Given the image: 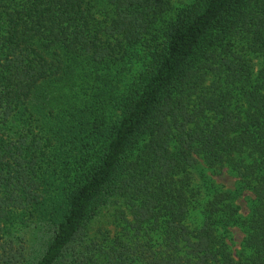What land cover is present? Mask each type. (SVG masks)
<instances>
[{"label": "trees", "instance_id": "16d2710c", "mask_svg": "<svg viewBox=\"0 0 264 264\" xmlns=\"http://www.w3.org/2000/svg\"><path fill=\"white\" fill-rule=\"evenodd\" d=\"M31 228L34 264H264V0H0V264Z\"/></svg>", "mask_w": 264, "mask_h": 264}, {"label": "rangeland", "instance_id": "374dc122", "mask_svg": "<svg viewBox=\"0 0 264 264\" xmlns=\"http://www.w3.org/2000/svg\"><path fill=\"white\" fill-rule=\"evenodd\" d=\"M185 1H189V0H185ZM175 3L180 4V0H175ZM200 165L207 167L204 165L202 161ZM207 173L209 174L211 179H213L215 182H217L219 185L223 186L226 189H233L236 186L237 178L229 172L225 171L222 174H214L210 170L207 171ZM196 181L197 182L201 181V169H198L197 171ZM250 197L251 194L249 192H246L238 200V204L240 205L242 215L248 214ZM110 203H115V202L112 201ZM113 212H114V208L112 206L104 207L101 210V212L95 217V219L92 221L90 226L91 233L95 234L100 229H109L110 231H113L115 228L113 225ZM197 218L199 217L196 216V213H193L191 219H197ZM230 231H231V240H230L231 247L233 251L237 253L240 249L244 237V233L237 226L232 227ZM21 232L28 239L29 264H34L40 259V257L44 253L47 246V241L50 239L52 234L49 231L44 232L37 228L25 229L24 231Z\"/></svg>", "mask_w": 264, "mask_h": 264}]
</instances>
